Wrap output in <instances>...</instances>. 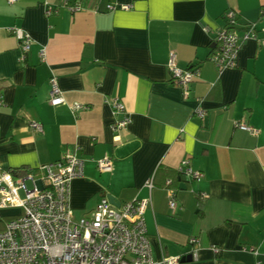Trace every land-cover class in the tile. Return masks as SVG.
I'll use <instances>...</instances> for the list:
<instances>
[{
	"label": "crops",
	"instance_id": "1",
	"mask_svg": "<svg viewBox=\"0 0 264 264\" xmlns=\"http://www.w3.org/2000/svg\"><path fill=\"white\" fill-rule=\"evenodd\" d=\"M107 4L131 7L110 11ZM228 9L239 24L263 25L264 0H0V170H30L35 179L25 183L41 187L39 167L75 149L83 161L82 176L69 184L75 219L103 196L120 204L147 198L152 179L144 220L153 258L264 264V48L248 41L234 68L218 70L209 56ZM9 28L32 39L23 63ZM170 52L178 67L199 68L187 96L170 80ZM51 76L64 104L47 102ZM113 98L131 118L116 138ZM74 102L86 108L72 112ZM31 120L42 132L30 129ZM240 120L258 134L236 128ZM106 155L113 168L99 172L96 161ZM184 159L202 172L200 181L182 184ZM167 178L176 190L174 213ZM19 212L1 210L0 230Z\"/></svg>",
	"mask_w": 264,
	"mask_h": 264
},
{
	"label": "built area",
	"instance_id": "2",
	"mask_svg": "<svg viewBox=\"0 0 264 264\" xmlns=\"http://www.w3.org/2000/svg\"><path fill=\"white\" fill-rule=\"evenodd\" d=\"M13 4L16 0H6ZM129 4L105 5L106 10H127ZM77 10L78 6L71 7ZM50 13V10L47 11ZM224 23L218 27L213 36L214 49L209 60L219 71L234 68L238 53L248 41H255L264 48V22L257 27L255 22L239 24L237 13L228 9L222 16ZM204 30H208L205 28ZM19 42L22 52L20 61L25 60L32 39L28 33L19 28H9ZM44 58V50L39 52ZM167 67L171 82L180 87L183 95H188L189 85L199 77L198 67L180 68L176 63V55L169 53ZM50 89L48 104L57 106L65 103L57 79H48ZM113 121L110 130L117 134L126 129L131 122L119 99L110 101ZM72 112L86 108L74 102L69 105ZM194 114L205 117V111L197 107ZM31 130L42 132L39 122H29ZM236 128L247 131L255 136L258 130L243 120L234 123ZM99 172H110L113 168L112 159L104 156L96 161ZM41 187H26L25 180L35 179L31 174L15 177L10 170H0V211L18 209L19 214L4 223L0 230V264H178L180 257L153 258L147 236L144 214L151 205L150 192L152 179L145 183L149 196L143 199H132L120 204L119 207L109 202L106 196L99 199L95 208L87 215L77 219L69 207V184L74 178L83 174V161L76 150L66 151L54 162L39 167ZM177 173L183 181L198 182L203 174L189 165L188 159L182 160ZM167 205L171 213L178 208L176 190L172 180L167 178L164 184ZM200 197H206L201 193ZM197 243L196 238L189 240ZM217 251L216 247H213ZM243 250L255 252L251 247Z\"/></svg>",
	"mask_w": 264,
	"mask_h": 264
},
{
	"label": "water",
	"instance_id": "3",
	"mask_svg": "<svg viewBox=\"0 0 264 264\" xmlns=\"http://www.w3.org/2000/svg\"><path fill=\"white\" fill-rule=\"evenodd\" d=\"M183 180H184V178L181 177L182 184L184 185V181ZM107 198H108L109 202L112 203L114 206H116V207L120 206V203L113 196L107 195ZM190 260H192V254H189L187 256L181 257L179 259V262H185V261H190Z\"/></svg>",
	"mask_w": 264,
	"mask_h": 264
},
{
	"label": "trees",
	"instance_id": "4",
	"mask_svg": "<svg viewBox=\"0 0 264 264\" xmlns=\"http://www.w3.org/2000/svg\"><path fill=\"white\" fill-rule=\"evenodd\" d=\"M30 173V170H27V169H24L22 171H12V174L15 176V177H20V176H23V175H26Z\"/></svg>",
	"mask_w": 264,
	"mask_h": 264
},
{
	"label": "rangeland",
	"instance_id": "5",
	"mask_svg": "<svg viewBox=\"0 0 264 264\" xmlns=\"http://www.w3.org/2000/svg\"><path fill=\"white\" fill-rule=\"evenodd\" d=\"M26 187H27V188H31V184H30V182H27V183H26Z\"/></svg>",
	"mask_w": 264,
	"mask_h": 264
}]
</instances>
